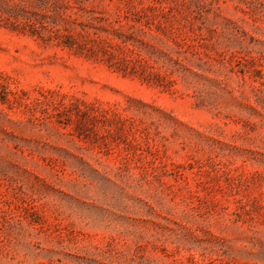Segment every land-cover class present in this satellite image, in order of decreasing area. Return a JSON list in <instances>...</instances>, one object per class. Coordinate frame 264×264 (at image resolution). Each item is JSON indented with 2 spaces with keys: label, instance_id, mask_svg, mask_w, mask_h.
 <instances>
[{
  "label": "rangeland",
  "instance_id": "1",
  "mask_svg": "<svg viewBox=\"0 0 264 264\" xmlns=\"http://www.w3.org/2000/svg\"><path fill=\"white\" fill-rule=\"evenodd\" d=\"M0 264H264V0H0Z\"/></svg>",
  "mask_w": 264,
  "mask_h": 264
}]
</instances>
